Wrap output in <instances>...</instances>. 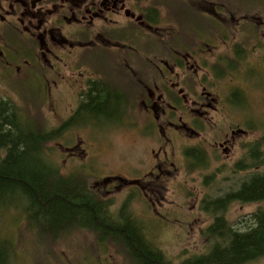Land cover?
Wrapping results in <instances>:
<instances>
[{
  "label": "flooded vegetation",
  "instance_id": "obj_1",
  "mask_svg": "<svg viewBox=\"0 0 264 264\" xmlns=\"http://www.w3.org/2000/svg\"><path fill=\"white\" fill-rule=\"evenodd\" d=\"M160 1L0 0V85L30 80L60 94L68 104L61 130L74 121L86 122L91 127L84 129L100 135L106 130H94L99 117L111 125L123 104V115L135 104L143 110L134 117V132L158 146L151 167L146 174L131 170L132 178H98L95 194L113 189L107 187L114 180L146 198L149 191L141 184L165 183L179 175L186 179L209 166L242 173L238 191L264 167V123L245 119L251 95L241 88L245 74L254 72L250 67L264 64V0L251 2L260 28L249 33L238 23L246 17L241 6L174 0L199 21L185 28L176 11ZM235 17V27L230 26ZM257 51L260 57L252 63ZM92 55L105 57L104 67L85 64ZM137 56H146L148 64L134 65ZM117 66L120 77L115 79ZM244 66L249 69L242 73ZM148 125L153 127L148 130Z\"/></svg>",
  "mask_w": 264,
  "mask_h": 264
},
{
  "label": "rangeland",
  "instance_id": "obj_2",
  "mask_svg": "<svg viewBox=\"0 0 264 264\" xmlns=\"http://www.w3.org/2000/svg\"><path fill=\"white\" fill-rule=\"evenodd\" d=\"M173 1L162 0L160 4L176 11L178 22L183 27L199 25L195 14ZM214 1L220 4L225 2L235 8L241 6L244 9L246 17L238 20L242 31L249 33L255 28H260L254 14L251 15L254 11L253 7H250L253 0ZM229 24L235 27L236 17ZM257 57H260L258 51L250 61L254 63ZM104 58L102 55L87 56L84 63L104 67ZM145 58L147 57L137 56L134 65L141 67V64H148L149 61ZM258 63L250 67L254 72L245 74L241 88L251 95V110L245 106V119L252 121L256 118V122L263 124L264 69L261 70L260 67L264 64ZM248 69L249 67L244 66L242 73ZM119 70L117 66L115 79L120 77ZM214 72L217 78L221 77L220 68H216ZM0 81H3L1 75ZM222 81L223 79H219V82ZM32 83L30 80L19 83L4 82L0 85V101L15 110L17 119L22 120L23 125L29 124L26 129H22L24 132L36 134L40 130L55 135V139L46 144L49 153L46 157L43 155V159L50 160L61 177H84L86 186L93 191L95 184L100 185L97 181L101 180L98 178H132L131 170L139 174L147 173L152 165V151L157 152L158 146L152 141L136 136L135 118L144 113L142 109L137 111L136 104L130 110L133 111L132 115L131 112L123 115L125 104L120 110L114 111L111 125L108 120L99 117L94 130L98 133L106 130L100 135H94L84 129L90 126L86 122L81 124L74 121L61 130L59 124L65 116L68 104H64L61 95H56L53 90L48 93L45 83H36L34 86ZM225 88L217 86V89ZM240 121L241 118H238V122ZM111 127L114 128L108 130ZM152 127L145 126L148 130ZM78 143L81 149L76 146ZM168 149L162 146L160 150ZM261 153L264 154V150ZM209 167H204L203 174L200 175V170L192 172L194 178L199 177L196 182L191 180L193 177L182 179L179 175L176 181L141 184V187L145 186L149 191L146 198L135 190L129 192L126 185L114 180L107 187L113 189L96 194L107 204L112 219L118 220L117 215L123 209L152 248L159 250L169 264H181L185 260H195L207 255L217 240L208 237L209 228L215 218L221 215L208 211L209 209L205 210L204 205L224 197L225 193H235L240 185L238 181L243 180L242 173L228 174L230 167H221L219 171L214 166ZM186 171H190L189 166ZM212 172H217L216 176L211 175ZM263 172L264 167L261 168V173ZM258 210H264V201H236L227 206L222 217L227 220L231 229L244 231L253 226L252 215ZM69 218L75 219L78 216L72 213L67 219ZM69 224L63 221L61 215H50L47 221L35 213L28 212L26 198L19 191L0 194V264H138L135 258L124 255L117 247L114 248V244H108L102 238L99 242L96 234H92L88 229H73L75 226ZM247 264H264V256Z\"/></svg>",
  "mask_w": 264,
  "mask_h": 264
},
{
  "label": "trees",
  "instance_id": "obj_3",
  "mask_svg": "<svg viewBox=\"0 0 264 264\" xmlns=\"http://www.w3.org/2000/svg\"><path fill=\"white\" fill-rule=\"evenodd\" d=\"M28 126L17 119L12 107L0 101V194L19 191L26 198L28 212L47 221L50 215H61L69 226H75L73 229H88L98 241L102 238L114 244V248L132 256L138 264H169L159 250L146 242L123 209L118 220L112 219L107 204L89 190L84 177L63 178L50 160L44 161L43 155L49 153L46 144L55 135L40 130L36 134L24 132L22 129ZM236 201H264V172L255 178L250 176L237 192L225 193L224 197L203 204L205 210L221 215L209 228L208 237L217 240L207 255L181 264H247L264 256V210L253 213L252 227L235 231L222 213ZM72 213L78 218L68 220Z\"/></svg>",
  "mask_w": 264,
  "mask_h": 264
}]
</instances>
